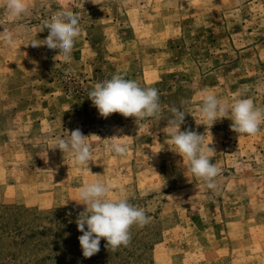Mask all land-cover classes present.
Segmentation results:
<instances>
[{
	"label": "rangeland",
	"instance_id": "rangeland-1",
	"mask_svg": "<svg viewBox=\"0 0 264 264\" xmlns=\"http://www.w3.org/2000/svg\"><path fill=\"white\" fill-rule=\"evenodd\" d=\"M27 4L26 16L11 18L0 0V32L16 39L14 47L0 41V264H264V122L256 135H241L230 113L211 127L200 114L204 92L229 106L249 98L264 107V0ZM61 10L79 15L70 62L42 44ZM114 74L158 89L159 117H101L88 93ZM173 107L187 112L181 131L210 143L218 191L175 153ZM76 129L92 147L88 167L52 149ZM113 136L128 142L127 156L105 151ZM97 180L150 222L131 227L128 246L112 251L101 238L85 258L77 193Z\"/></svg>",
	"mask_w": 264,
	"mask_h": 264
},
{
	"label": "clouds",
	"instance_id": "clouds-1",
	"mask_svg": "<svg viewBox=\"0 0 264 264\" xmlns=\"http://www.w3.org/2000/svg\"><path fill=\"white\" fill-rule=\"evenodd\" d=\"M3 6L11 18H20L29 13L27 0H3ZM45 26L49 34L42 44L49 49H58V55H62L65 62H70L74 44L81 35L79 15L70 10L57 11ZM0 41L14 47L15 34L4 30L0 32ZM30 44L32 47L41 45L37 39H33ZM202 96L200 114L210 127L230 113L231 129L235 133L254 136L260 131V125L264 122V107L254 105L252 99H237L229 106L213 93L204 92ZM88 98L103 118L119 113L125 118L134 117L136 121L145 120L158 118L162 110L158 89L141 87L138 82L126 79L123 74H114L111 79L97 82L88 93ZM171 112L173 118L168 122L167 133L175 153L187 160L186 170L201 180L206 189L218 191L217 177L221 169L210 160L209 153L213 152L210 143L205 147L204 135L180 130L187 113L185 110L173 107ZM121 138H109L105 151L117 157L127 156L130 146ZM52 149L68 154L78 167H88L92 161V147L79 129L68 133L67 138L56 137ZM110 187L97 180L82 185L77 193L79 204L85 206L76 220L78 230L83 233L78 239L85 258L100 251L101 238L107 241L106 246L112 251L128 246L131 227L137 225L143 228L150 222L144 209L129 203L126 197L110 198Z\"/></svg>",
	"mask_w": 264,
	"mask_h": 264
}]
</instances>
